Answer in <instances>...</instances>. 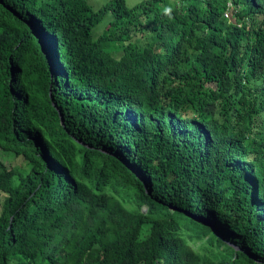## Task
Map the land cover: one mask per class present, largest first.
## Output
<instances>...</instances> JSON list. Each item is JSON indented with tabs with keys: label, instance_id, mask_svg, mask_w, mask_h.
<instances>
[{
	"label": "trees",
	"instance_id": "trees-1",
	"mask_svg": "<svg viewBox=\"0 0 264 264\" xmlns=\"http://www.w3.org/2000/svg\"><path fill=\"white\" fill-rule=\"evenodd\" d=\"M0 264H264V0H0Z\"/></svg>",
	"mask_w": 264,
	"mask_h": 264
},
{
	"label": "rangeland",
	"instance_id": "rangeland-1",
	"mask_svg": "<svg viewBox=\"0 0 264 264\" xmlns=\"http://www.w3.org/2000/svg\"><path fill=\"white\" fill-rule=\"evenodd\" d=\"M88 3L90 4V6L94 9L98 8L99 6L105 4L106 2L110 1V0H87ZM126 4L131 7L136 5L138 2L142 1V0H125ZM108 20L107 17L104 18V20L98 24L95 29H94V33L95 35H98L102 29H103V25L106 23V21ZM231 21H233V19H230ZM21 162L20 158H17L15 161H13V163L15 164H19Z\"/></svg>",
	"mask_w": 264,
	"mask_h": 264
},
{
	"label": "clouds",
	"instance_id": "clouds-1",
	"mask_svg": "<svg viewBox=\"0 0 264 264\" xmlns=\"http://www.w3.org/2000/svg\"><path fill=\"white\" fill-rule=\"evenodd\" d=\"M232 8V7H231ZM166 11V14L170 11V10H168V9H166L165 10ZM224 15L227 17V18H229L230 19V11H226L225 13H224Z\"/></svg>",
	"mask_w": 264,
	"mask_h": 264
},
{
	"label": "water",
	"instance_id": "water-1",
	"mask_svg": "<svg viewBox=\"0 0 264 264\" xmlns=\"http://www.w3.org/2000/svg\"><path fill=\"white\" fill-rule=\"evenodd\" d=\"M215 229V228H214ZM216 230V229H215ZM217 231V230H216Z\"/></svg>",
	"mask_w": 264,
	"mask_h": 264
}]
</instances>
